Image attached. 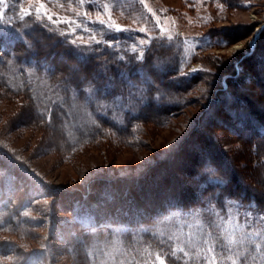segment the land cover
Returning a JSON list of instances; mask_svg holds the SVG:
<instances>
[{
    "label": "rangeland",
    "instance_id": "1",
    "mask_svg": "<svg viewBox=\"0 0 264 264\" xmlns=\"http://www.w3.org/2000/svg\"><path fill=\"white\" fill-rule=\"evenodd\" d=\"M263 28L264 0H4L0 264H264Z\"/></svg>",
    "mask_w": 264,
    "mask_h": 264
},
{
    "label": "trees",
    "instance_id": "2",
    "mask_svg": "<svg viewBox=\"0 0 264 264\" xmlns=\"http://www.w3.org/2000/svg\"><path fill=\"white\" fill-rule=\"evenodd\" d=\"M236 0H225V2L226 3H228L229 2V4L230 3H234ZM91 5V4H90ZM232 5V4H231ZM92 6L94 7V8H96V9H93L94 11L96 10L97 11V9H99L100 8V6H99V4H96L95 6L92 4ZM100 29H102V28H100ZM264 29V28H263ZM263 29L261 30V31H263ZM261 31L259 32V34H258V36L260 35V33H261ZM120 33V32H119ZM8 35L10 36V39L8 40V43H7V45H5V44H3L2 43V39H1V37H0V43H2L3 44V46L2 47H0V64H3V63H5L9 58L10 59H15L16 61H20V62H22L23 60H24V58H25V55L24 54H28L29 52H28V44H27V41H25V40H23L19 35H15V33H10V32H8ZM116 35H118L119 36V34H117L116 32H112V34H107L106 33V39L109 41V40H112V39H116V37H114V36H116ZM257 36V37H258ZM256 37V38H257ZM256 38H255V40H256ZM258 39V38H257ZM27 40V39H26ZM104 44H105V42H104ZM120 44H121V42H120ZM22 46H25V49H26V52L25 51H23V57L22 56H16V54L19 52V51H21L22 50ZM105 46V45H104ZM118 46V45H117ZM114 47H116V46H108V45H106V49H107V51H108V53L109 52H115V49H114ZM119 48H121V46L119 47ZM120 49H116V53H118V52H120L119 51ZM52 52H54V50L52 51ZM30 55V54H29ZM11 56V57H10ZM36 57L37 59H38V61L37 60H33V65H37V64H39V62H40V60H42L41 59V57L37 54H35V52L33 53L32 52V55H31V57L30 58H32V57ZM113 56H116V55H113ZM58 55H57V57H55L54 56V58H52V59H54L55 61H58L57 59H58ZM57 58V59H56ZM53 60V61H54ZM81 60V59H80ZM54 61V62H55ZM62 61V60H61ZM42 63H43V61H41ZM59 62V61H58ZM41 63V64H42ZM124 63H126L125 61L124 62H119L118 64H117V66H118V68H121V67H127V64H124ZM132 63H133V65H134V67H135V69L137 68V65H136V63H134L133 61H132ZM41 64H39L38 66H41L42 67V65ZM44 64H45V62H44ZM46 67L47 68H49V71H52L53 72V65H48L47 63H46ZM84 68H86V66L84 67ZM41 69V68H40ZM43 69V68H42ZM138 69V68H137ZM85 70V69H84ZM60 70H57V71H54V72H56V73H60L59 72ZM128 73H129V71H127ZM238 73V72H237ZM162 76L163 77H166V76H168V73H163L162 74ZM239 77H240V74H238L235 78L237 79V80H239ZM234 78V79H235ZM165 109H167V107H164V110ZM145 110V109H144ZM143 113V111L141 112V113H139L137 116L138 117H143V115H144V113ZM240 173V172H239ZM144 176V177H143ZM148 176V175H147ZM147 176L145 177V175L143 174L142 175V177H138L137 179H134V181L136 180H138V183L140 184V185H144L143 183H146V182H149V180H148V178H147ZM149 177V176H148ZM150 178V177H149ZM142 179V180H141ZM236 179V178H235ZM146 180V181H145ZM144 181V182H143ZM106 182H111L110 180H106ZM115 182H111V183H108V184H114ZM131 192V190H130V195H131V197H132V203H134V204H136V203H138V197H137V195H135L134 196V194H136V193H132ZM114 196V195H113ZM129 196V195H128ZM247 196V195H246ZM133 197H134V199H133ZM250 195H248L247 197H244V199H246V200H249L250 198ZM116 197L114 196V198L111 200V202H109V203H107V202H104L105 203V206H101L100 208H106L107 206H109L110 204H112L113 202H115V201H117V199L119 200V199H121V196L119 197V198H116ZM251 199L252 200H258V198H257V196H255V195H252V197H251ZM135 200V201H134ZM136 202V203H135ZM140 203H138L137 205H139ZM259 205H257V207H258ZM149 214V213H148ZM140 214L138 213L136 216H137V218H136V220H134V221H132V222H130L129 224H131V225H134V224H137V223H139L140 222V220H141V218L142 217H145V216H147V210H145L144 211V213H142V216H139ZM141 217V218H140ZM74 223H76V225L78 226V227H80L81 229H89V228H92V225H84L82 222H80L79 220H75V222Z\"/></svg>",
    "mask_w": 264,
    "mask_h": 264
},
{
    "label": "bare ground",
    "instance_id": "3",
    "mask_svg": "<svg viewBox=\"0 0 264 264\" xmlns=\"http://www.w3.org/2000/svg\"><path fill=\"white\" fill-rule=\"evenodd\" d=\"M259 34V33H258ZM261 38V37H260ZM49 46V45H48ZM50 47V46H49ZM53 48H55V47H53ZM259 49V48H258ZM261 49V48H260ZM55 50V49H54ZM53 51V50H52ZM66 52V51H65ZM262 52V51H261ZM264 52V51H263ZM263 55V54H262ZM57 57V56H56ZM257 57V56H256ZM55 59V58H54ZM53 59V60H54ZM57 59V58H56ZM251 59V58H250ZM58 60V59H57ZM260 60V59H259ZM55 61V60H54ZM55 62H57V61H55ZM254 65V64H253ZM252 65V66H253ZM259 76V75H258ZM262 80V79H261ZM264 82V81H263ZM182 85V84H181ZM211 88V87H210ZM253 103V102H252ZM220 105V104H219ZM253 106V105H252ZM256 108V107H255ZM210 109V108H209ZM212 111V110H211ZM147 116V115H146ZM216 117V116H215ZM24 118V117H23ZM26 120H28V119H26ZM21 121V120H20ZM23 121H25V120H23ZM98 121V120H97ZM21 123V122H20ZM210 123V122H209ZM208 128V127H207ZM204 131V130H203ZM205 132V131H204ZM207 132V131H206ZM75 134V133H74ZM209 135V134H208ZM190 136H192V135H190ZM194 136V135H193ZM206 137V136H205ZM207 138V137H206ZM211 140V139H210ZM204 142V141H203ZM213 143V142H212ZM186 145V144H185ZM213 152V151H212ZM211 152V153H212ZM188 154V153H187ZM192 155V154H191ZM188 156V155H187ZM185 157V156H184ZM190 158V157H189ZM1 161V160H0ZM222 162V161H221ZM193 163V162H192ZM196 165V164H195ZM226 165V164H225ZM188 166V165H187ZM175 167V166H174ZM161 169V168H160ZM227 170V169H226ZM186 171V170H185ZM163 172V171H162ZM178 172V171H177ZM172 173V172H171ZM188 173V172H187ZM154 174V173H153ZM152 174V175H153ZM176 174H178V173H176ZM186 174V173H185ZM180 175V174H179ZM234 175V174H233ZM145 177H146V175H145ZM148 177V176H147ZM172 177V176H171ZM168 178V177H167ZM170 178V177H169ZM184 178V177H183ZM166 179V178H165ZM142 180V179H141ZM146 181V180H145ZM144 182V181H143ZM161 182V181H160ZM168 182V181H167ZM111 183V182H110ZM116 183V182H115ZM138 183V182H137ZM166 183V182H165ZM171 183V182H170ZM139 184V183H138ZM144 184V183H143ZM169 185V184H168ZM131 186V185H130ZM152 186V185H151ZM173 187V186H172ZM176 187V186H175ZM174 188V187H173ZM172 190V189H171ZM142 191V190H141ZM159 191V190H158ZM166 191V190H165ZM170 191V190H169ZM116 192V191H115ZM133 193V192H132ZM131 193V194H132ZM164 193V192H163ZM162 194V193H161ZM136 194H134V196H135ZM90 197V196H89ZM116 197V196H115ZM116 199V198H115ZM133 199H134V197H133ZM135 201V200H134ZM138 203H139V201H138ZM138 203H136V205L138 204ZM140 205V204H139ZM98 207H100V206H98Z\"/></svg>",
    "mask_w": 264,
    "mask_h": 264
},
{
    "label": "snow or ice",
    "instance_id": "4",
    "mask_svg": "<svg viewBox=\"0 0 264 264\" xmlns=\"http://www.w3.org/2000/svg\"><path fill=\"white\" fill-rule=\"evenodd\" d=\"M4 0H0V4H3ZM220 43H223V44H226L225 42H220Z\"/></svg>",
    "mask_w": 264,
    "mask_h": 264
}]
</instances>
